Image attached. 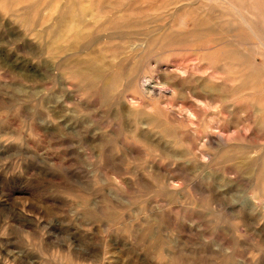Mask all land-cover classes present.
I'll return each mask as SVG.
<instances>
[{
  "label": "rangeland",
  "instance_id": "obj_1",
  "mask_svg": "<svg viewBox=\"0 0 264 264\" xmlns=\"http://www.w3.org/2000/svg\"><path fill=\"white\" fill-rule=\"evenodd\" d=\"M229 1L0 0V264H264V28ZM65 9L105 84L49 47Z\"/></svg>",
  "mask_w": 264,
  "mask_h": 264
},
{
  "label": "bare ground",
  "instance_id": "obj_2",
  "mask_svg": "<svg viewBox=\"0 0 264 264\" xmlns=\"http://www.w3.org/2000/svg\"><path fill=\"white\" fill-rule=\"evenodd\" d=\"M224 1L227 4H230L229 0H224ZM262 2H264V1H262ZM262 2H260L258 0H250V5L248 6L246 4L248 7L245 8L244 10L242 9L243 10V11H241L242 13L239 15V17H237V21L243 23L249 29V31H252L254 33H257V31H261V29L264 28V4ZM70 15H71V11L68 9L67 10L65 9V11H63V13L60 15V18L63 20L62 21L63 28L65 27V34L62 36L58 35L56 37V39L54 38L55 40L53 42H50L51 45L49 47L52 48V51L56 55H59V56L63 55L62 61L64 62L65 65L68 66V68L73 69L72 72L74 73L75 77H78L79 79H82V80H87V82L92 81V84H93V81H94V84H95V82L103 83L104 81L107 80L106 72H107V69L109 68V65H110L108 57H106L104 54H102L101 53L102 51L99 53L98 50H97V52L93 50V47L99 41V39H97V37H95L96 35L94 33L83 34L80 31V29L76 31L73 24H71V23L67 24V20H68V17ZM88 16H90L92 18L94 27L96 26V30L101 29L102 24H99V22H100L99 15H95V16L94 15H88ZM84 19H86V17H84ZM104 25H106V24H104ZM107 28H109V27H107ZM49 29L51 30V28H49ZM96 30H94V31L96 32ZM62 31H64V30H62ZM73 37L81 39V41H79L77 39L80 43L82 42V40L85 41V43L82 45V47H80V49L77 48L78 47L77 42L73 41L72 43H69V41H70L69 39H71ZM61 42H67V43L64 45V44H61ZM85 50H91L90 54H92L87 60L79 57L81 54H84L83 52H85ZM263 50H264V48H263ZM182 71H181V74L184 73ZM184 75L185 74H183L182 76H184ZM104 84H105V82H104ZM106 85H108V84H106ZM146 86H149V82H147V81L142 82L141 88L145 89ZM200 92L206 96L210 94V91L208 89H206L205 87H203ZM198 97H200V96H198ZM197 102L199 103V101H197ZM201 103H203V102H200V104ZM220 136H221L220 138H222L221 134H220ZM224 139H223V141L228 140L227 138L225 140Z\"/></svg>",
  "mask_w": 264,
  "mask_h": 264
}]
</instances>
